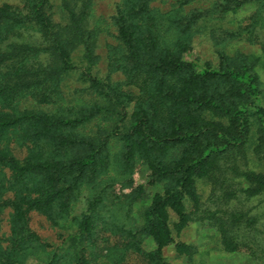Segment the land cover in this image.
I'll return each mask as SVG.
<instances>
[{
  "label": "trees",
  "instance_id": "16d2710c",
  "mask_svg": "<svg viewBox=\"0 0 264 264\" xmlns=\"http://www.w3.org/2000/svg\"><path fill=\"white\" fill-rule=\"evenodd\" d=\"M24 1L23 11L0 6V98L13 109L0 116V134L19 128L28 143L22 161H5L17 199L11 251L0 249V264H16V248L47 264H88L84 252L96 246L98 222L124 233L123 256L132 249L148 264H168L162 248L170 244L193 264L195 245L175 238L195 221L214 228L224 250L238 249L239 230L255 224L244 200L264 193V88L257 58L219 50L212 66L187 56L199 21L251 2L257 11L243 31L258 42L264 0H212L205 10L186 12L182 6L192 0H180L164 13L152 7L156 0H119L112 15L117 43L108 47L105 76L93 71L96 31L86 27L90 0H61L64 23L54 19L49 0ZM227 33L221 39L211 33V39L223 45L235 35ZM77 47L87 62L82 68L72 60ZM114 72L122 74L120 81L112 80ZM72 76L82 83L73 100L62 88ZM25 97L36 104L16 108ZM40 104L57 106L46 112ZM140 162L145 177L135 184L131 175ZM113 164L118 177L108 175ZM115 184L129 185V191L117 193ZM200 184L209 187L205 198ZM145 187L161 190L150 194ZM81 199L77 230L41 257L45 245L28 228L26 212L39 210L58 223ZM136 205V226L114 225L116 209L129 217ZM144 243L148 248L142 249ZM105 247L107 256L119 258V245Z\"/></svg>",
  "mask_w": 264,
  "mask_h": 264
},
{
  "label": "rangeland",
  "instance_id": "374dc122",
  "mask_svg": "<svg viewBox=\"0 0 264 264\" xmlns=\"http://www.w3.org/2000/svg\"><path fill=\"white\" fill-rule=\"evenodd\" d=\"M54 12V19L60 23L66 21V13L61 9V0H49ZM119 0H90V8L86 18V27L96 31L94 45L97 60L93 66V71L105 76L109 70L107 67L106 54L108 47L115 45V26L112 23V15L115 13L116 4ZM180 0H156L152 2V7L157 8L161 13L170 11L177 7ZM9 4L23 11L25 9L24 0H0V6ZM212 5V0H192L182 6V11L186 12L190 9L205 10ZM257 3L251 2L242 6L234 12H228L220 18L202 19L192 37L191 55L188 59L194 58L199 63H209L212 66H217L219 50L225 51L227 54L235 52L246 53L253 58H257L256 70L260 81L264 88V28L259 29L258 42H253L249 38V34L243 29L252 19V15L257 11ZM242 29V31H241ZM225 31V32H224ZM224 32V33H223ZM228 32V33H227ZM234 32V36H228L226 42L222 45H215L211 39V33L216 39H221L226 33ZM18 40L17 36L12 37V41ZM72 60L78 68L85 67L87 62L82 57V47L72 53ZM114 82L122 79V74L114 72L111 74ZM82 86V83L76 80V76L66 79L63 83V90L69 99L73 100L79 97L80 92L75 90ZM75 91V92H74ZM36 103L31 97L21 99L16 108H32ZM57 105L40 104L38 109L52 112ZM13 109L6 105L0 98V116L11 114ZM28 143L23 140V131L19 128L5 130L0 134V249L11 251L12 243L9 240L11 236V217L14 213L12 202L17 199L15 187L12 186V170L5 162L8 159L22 161L27 155ZM5 157L2 159L1 157ZM264 163V159L261 160ZM135 166V165H134ZM260 170H264V165H260ZM145 165L140 162L134 167V173L131 179L135 184L140 183L144 179ZM108 175L118 177V169L116 164H113ZM117 193L129 191V185L115 184ZM146 188V187H145ZM200 188L205 198L209 187L200 184ZM156 190H161V187H148L146 191L150 194ZM84 200L81 199L72 208L70 214L66 218H60L58 223L52 221L47 214L31 209L26 212V222L30 230L34 231L39 240L45 245L43 250L38 251L41 257L50 253V250H57L64 240L65 236L74 233L77 230V221L75 217L84 209ZM129 217H126L123 211L116 209L114 214V225L119 226L125 224L127 228L134 227L139 223L138 215L139 205L132 208ZM244 210L249 212V217H254L255 224L243 225L239 230L238 236L242 241V245L235 251L224 250L219 242V235L207 223L199 221L190 222L188 226L182 230L175 239L185 243L193 244L196 247L193 264H264V193L250 200H244ZM171 220H175L176 216L171 212ZM58 219V217L56 218ZM134 224H133V223ZM111 226V224H110ZM97 231L96 246L86 248L84 252L88 264H148L142 253L128 249L124 256L122 254V245L126 240L124 233H111L109 230L102 228V223L98 222L95 227ZM106 237V238H105ZM117 244L120 251L119 258L107 256L108 251L105 246ZM142 249L148 248L144 243L141 244ZM49 251V252H46ZM162 253L165 255L168 264H187L183 256H179L173 245H168L162 248ZM16 264H47L36 255H24L19 250L14 249L12 253ZM121 256V258H120ZM118 259V260H117ZM70 264V262L68 263Z\"/></svg>",
  "mask_w": 264,
  "mask_h": 264
}]
</instances>
